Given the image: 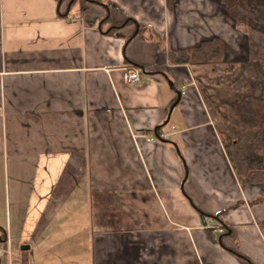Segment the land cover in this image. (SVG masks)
I'll return each mask as SVG.
<instances>
[{
  "label": "crops",
  "instance_id": "obj_1",
  "mask_svg": "<svg viewBox=\"0 0 264 264\" xmlns=\"http://www.w3.org/2000/svg\"><path fill=\"white\" fill-rule=\"evenodd\" d=\"M73 1L0 0V237L12 263L264 264V201L253 203L264 185L239 182L195 64L175 56L215 38L224 62L242 63L244 31L219 0L84 12ZM159 126L171 136L147 140ZM197 208L228 209L229 230Z\"/></svg>",
  "mask_w": 264,
  "mask_h": 264
},
{
  "label": "trees",
  "instance_id": "obj_2",
  "mask_svg": "<svg viewBox=\"0 0 264 264\" xmlns=\"http://www.w3.org/2000/svg\"><path fill=\"white\" fill-rule=\"evenodd\" d=\"M74 2H79L81 12L85 11L87 3L108 5L105 0ZM220 2L225 6L227 16L244 31L249 59L242 63L224 62V42L213 38L193 49L176 51V63L195 64L198 89L214 116L222 122L219 138L239 182L264 185V0ZM125 22L115 25L122 26ZM130 22L135 21L130 19L127 23ZM161 130L162 126H159L153 132L159 136ZM263 201L264 188L253 203ZM197 210L202 216L216 218L229 230L225 224L228 209L213 215Z\"/></svg>",
  "mask_w": 264,
  "mask_h": 264
},
{
  "label": "built area",
  "instance_id": "obj_3",
  "mask_svg": "<svg viewBox=\"0 0 264 264\" xmlns=\"http://www.w3.org/2000/svg\"><path fill=\"white\" fill-rule=\"evenodd\" d=\"M140 72L137 71V70H130L128 71V74L126 76V82L129 83L130 85L132 84H138L139 82V76H140ZM171 134L169 133V131H163L161 130L160 131V134L159 136H156V137H147V140H150V141H160V140H165L167 139L168 137H170ZM13 252L7 248L3 242L1 241L0 242V264H6V263H3L2 262V259L5 258V257H8V263L9 264H13L12 263V259H13ZM20 255V253H19Z\"/></svg>",
  "mask_w": 264,
  "mask_h": 264
},
{
  "label": "water",
  "instance_id": "obj_4",
  "mask_svg": "<svg viewBox=\"0 0 264 264\" xmlns=\"http://www.w3.org/2000/svg\"><path fill=\"white\" fill-rule=\"evenodd\" d=\"M170 83L172 84V82H170ZM177 93H178V99H181L182 94L179 93V92H177ZM178 99H176L175 103L172 105L171 111H172L173 108L175 107L174 105L176 104V102H177ZM170 113H171V112H170ZM168 122H169V119L165 122V124H167ZM165 124H164V125H165ZM161 141H163V139H162ZM5 240H6L5 238H1V237H0V242H1V241L4 242Z\"/></svg>",
  "mask_w": 264,
  "mask_h": 264
},
{
  "label": "rangeland",
  "instance_id": "obj_5",
  "mask_svg": "<svg viewBox=\"0 0 264 264\" xmlns=\"http://www.w3.org/2000/svg\"><path fill=\"white\" fill-rule=\"evenodd\" d=\"M220 1V0H219ZM224 5V4H223ZM225 7V6H224ZM217 126H218V128L220 129V128H222V122H219V120H217Z\"/></svg>",
  "mask_w": 264,
  "mask_h": 264
}]
</instances>
